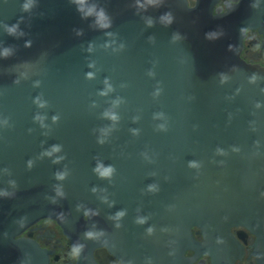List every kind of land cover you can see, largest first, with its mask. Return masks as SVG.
I'll return each instance as SVG.
<instances>
[{
  "label": "water",
  "instance_id": "1",
  "mask_svg": "<svg viewBox=\"0 0 264 264\" xmlns=\"http://www.w3.org/2000/svg\"><path fill=\"white\" fill-rule=\"evenodd\" d=\"M218 2L0 0V264H51L20 236L45 217L76 264H187L264 229V66L241 54L264 0Z\"/></svg>",
  "mask_w": 264,
  "mask_h": 264
},
{
  "label": "flooded vegetation",
  "instance_id": "2",
  "mask_svg": "<svg viewBox=\"0 0 264 264\" xmlns=\"http://www.w3.org/2000/svg\"><path fill=\"white\" fill-rule=\"evenodd\" d=\"M188 1L191 3L195 0ZM227 1L229 0H219L217 6H222L225 10ZM241 54L248 62L264 66V29H247ZM231 233L233 240L187 248V264H264V229L259 231L245 225H235L231 227ZM193 234L197 241H206V236L199 227H193ZM20 236L31 238L46 249L51 264H76L78 261V249L53 218L40 219ZM94 256L98 264H123L106 247L96 248Z\"/></svg>",
  "mask_w": 264,
  "mask_h": 264
},
{
  "label": "clouds",
  "instance_id": "3",
  "mask_svg": "<svg viewBox=\"0 0 264 264\" xmlns=\"http://www.w3.org/2000/svg\"><path fill=\"white\" fill-rule=\"evenodd\" d=\"M80 2L82 3L83 0H80ZM25 7H27V5H25ZM77 11H82V10L81 9H77ZM93 11H94V9H90L87 13H84V16L82 18H87V17L91 16L93 14ZM170 16H171L170 12L164 14V17H170ZM96 17H97L96 22L100 23L102 27H110L111 26L110 23H108V24L102 23L103 21H105L107 19L106 15H105V11H104L103 8H101L100 11L98 13H96ZM169 23H171L170 19H169ZM14 32H15V27L9 29L8 34L12 35ZM76 32H77V35H82V30H76ZM149 39H154V38L153 37H149ZM25 47H31V42L30 41L25 42ZM8 52H9V50L5 49V52H4V58L5 59L8 58ZM110 171H111V169H106L105 172L102 173V175L106 176V175L109 174ZM57 178H63V177L58 174ZM5 195H7V193H5Z\"/></svg>",
  "mask_w": 264,
  "mask_h": 264
}]
</instances>
